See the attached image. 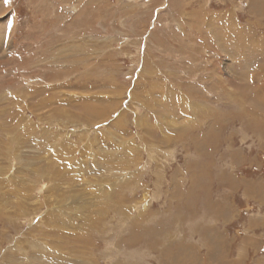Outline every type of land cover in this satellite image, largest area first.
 Wrapping results in <instances>:
<instances>
[{"label": "rangeland", "instance_id": "374dc122", "mask_svg": "<svg viewBox=\"0 0 264 264\" xmlns=\"http://www.w3.org/2000/svg\"><path fill=\"white\" fill-rule=\"evenodd\" d=\"M0 264H264V0H0Z\"/></svg>", "mask_w": 264, "mask_h": 264}, {"label": "snow or ice", "instance_id": "6c2138e0", "mask_svg": "<svg viewBox=\"0 0 264 264\" xmlns=\"http://www.w3.org/2000/svg\"><path fill=\"white\" fill-rule=\"evenodd\" d=\"M3 3L7 7L8 4L10 3V0H3ZM11 27H12V22L9 21L8 28L11 29Z\"/></svg>", "mask_w": 264, "mask_h": 264}]
</instances>
